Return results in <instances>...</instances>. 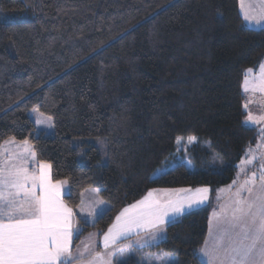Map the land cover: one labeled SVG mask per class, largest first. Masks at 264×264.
I'll return each instance as SVG.
<instances>
[{"label": "trees", "instance_id": "trees-1", "mask_svg": "<svg viewBox=\"0 0 264 264\" xmlns=\"http://www.w3.org/2000/svg\"><path fill=\"white\" fill-rule=\"evenodd\" d=\"M263 60L264 27L245 23L240 0H0V146L28 141L53 181H68L73 210L89 188L108 202L94 224L81 220L73 247L149 190L207 186L209 205L145 249L204 264L217 190L262 135L245 123L243 81ZM32 109L53 119V133ZM190 136L196 143L178 147ZM185 152L196 170L154 176ZM138 255L122 264H143Z\"/></svg>", "mask_w": 264, "mask_h": 264}, {"label": "snow or ice", "instance_id": "snow-or-ice-1", "mask_svg": "<svg viewBox=\"0 0 264 264\" xmlns=\"http://www.w3.org/2000/svg\"><path fill=\"white\" fill-rule=\"evenodd\" d=\"M246 20L252 19L245 16ZM244 89L248 91L247 75ZM260 82L264 84V64L259 66ZM248 107L247 104L244 105ZM51 118H49L50 121ZM259 119H264L261 117ZM248 114L246 124L259 122ZM49 126H51L49 124ZM190 141L194 138H189ZM28 145V141L23 142ZM103 146V141L100 142ZM29 156L35 153L26 148ZM257 160L252 156L247 163ZM264 161V154L259 157ZM260 171V190L253 196L256 172L244 181L237 191L234 207L222 209L225 226L218 229V234L211 247L202 249L207 258L205 264H264V162L257 165ZM68 181H56L51 178V165L38 162L35 173L30 172L23 161L6 166L0 163V264H107L100 252L93 254L87 246L83 252H72L73 228L76 223L73 209L63 201L62 185ZM205 195L189 202L203 203L207 199V188L198 190ZM247 191L250 199H241L240 193ZM66 194L71 196V189ZM185 210L182 202L141 200L125 208L116 217V223L103 234L104 248L118 241L127 240L132 235L145 232H162V225L175 222L174 218ZM83 211V209H81ZM89 215H95L89 213ZM213 215H216L214 213ZM84 224L89 223L88 216H81ZM94 224L95 221H92ZM82 229L77 228V235ZM152 232L151 239H155ZM141 244L140 240L135 241ZM147 243V241H145ZM87 253V257L85 256ZM111 255V253H109ZM164 264H171L165 260Z\"/></svg>", "mask_w": 264, "mask_h": 264}, {"label": "crops", "instance_id": "crops-1", "mask_svg": "<svg viewBox=\"0 0 264 264\" xmlns=\"http://www.w3.org/2000/svg\"><path fill=\"white\" fill-rule=\"evenodd\" d=\"M256 8H259V6H257ZM249 13L255 17L257 16L256 11H253V13H251V11H250ZM242 15H243V13H242ZM253 16H251L250 18H254ZM243 18H244V16H243ZM257 18H259V17H257ZM254 19H256V18H254ZM247 25H249V24L247 23ZM249 26L253 27V28H262V27H264V21H262V25L260 27H256L253 25H249ZM261 64H264V60ZM252 70H253L252 73L247 75V80H248V91L247 92L244 89L246 76H245L244 81H243V91L245 92V94L247 95V98H248V114L251 113V115L253 117L263 116V114H264V84H262L260 82L259 68L257 70H254V69H252ZM261 123L264 124V119H261L259 124H261ZM248 125L256 126L257 123L256 124L248 123ZM256 127H258V125ZM262 129H264V127H262ZM262 135L261 136H262V139L264 142V131H262ZM259 144H260V142H257L255 145L250 146L247 149L246 154L251 153L254 150H256L257 145H259ZM15 148H17L20 151L19 153H24L23 151H21L19 149V146L15 145ZM28 158L29 159H26L23 162L28 167V169H35V170H32V172L35 173L37 171L36 170L37 168H35L34 165L36 164L35 160L37 161V159H34V158L32 159V157H28ZM261 162H264V161H260L258 158L256 161L253 162V166L249 167L248 170L241 171L239 169L236 179L231 184L226 185V186H222L217 190L215 207L211 212V216H210V220H209L208 234H207V238H206L208 247H211L214 238L218 234V229H222L225 226L224 217L222 215H220L222 209L231 208V207L235 206L233 202L237 199L236 193L241 188V186L244 185V181L248 180L251 177L252 172L257 173L255 184L252 185L253 196H255V194L259 192V190H260V180H259L260 171H259L257 165ZM32 165H33V168H32ZM51 169H52V167H51ZM51 178H52V173H51ZM52 181H53V179H52ZM53 183H55V181H53ZM66 188H67V190L69 189L68 183H67L66 187H62V190L64 193L67 191ZM160 192H164V191H160ZM166 194L167 193L160 194V199H163L166 196ZM64 196H63V198H64ZM240 198L241 199H250L247 191H242L240 193ZM63 201H64V199H63ZM207 205H209V202H206L205 205L204 204L197 205L195 208L189 210V212H186V214H189L191 212L199 210V209H201ZM79 207L76 210H73V212L76 214L75 215L76 223L74 224L73 236H72V252L74 255L77 252H83L84 248L87 246L89 252H92L93 254H95L96 252H100L102 255H104L105 261L107 262V264L126 263L129 257H133L138 253L149 254L148 256H152V258L154 256L163 257V258H166L167 261H170L171 264L175 261V259L172 255H170L171 256L170 257L169 255H166L167 253H164L161 250H156V251L145 250L147 247L154 245V244H157L165 238L166 226L169 224V222H166L164 225L161 226L163 229L162 232H157L156 230H152V232H155V235H156V238L154 240L151 239L152 232H142V233H140L139 236L132 235L127 240L118 241L114 245L110 244L109 247L107 249H105L104 248V241H103V234L104 233L101 234L98 231L94 230V231L87 233L85 236H83V238L80 240L79 244L76 247H73L74 239L77 236L76 229L77 228L82 229L81 216H83V215L81 213H79V211H78ZM108 208H109V204L106 206V209L102 213H104ZM214 213H216V215H213ZM186 214H179L178 216H175L174 221L180 219L181 217L185 216ZM93 220L89 219V223L92 224ZM96 220H97V218H96ZM110 228H111V226L109 227V229ZM108 230L106 232H108ZM137 240H140L141 244H139V245L136 244L135 241H137ZM145 241H147V243H145ZM205 247H206V244L204 243L202 249H204ZM109 253H111V255H109ZM85 256L87 257V253H85ZM200 258L205 264L207 258L203 255L202 251L200 252ZM140 260L143 261V259H140ZM147 260H151V258L149 257V259H147ZM84 264H87L86 260H85ZM143 264H148V263L143 262Z\"/></svg>", "mask_w": 264, "mask_h": 264}, {"label": "rangeland", "instance_id": "rangeland-1", "mask_svg": "<svg viewBox=\"0 0 264 264\" xmlns=\"http://www.w3.org/2000/svg\"><path fill=\"white\" fill-rule=\"evenodd\" d=\"M240 6H241L240 9L243 13L244 19H245V16H248V17L253 16L249 13L250 11H251V13H253V11L257 12V16L256 17L253 16L256 19H254V18L249 19V20L245 19L246 24L248 23L249 25H253L256 27H260L262 25V21H264V0H240ZM257 6H259V8H256ZM257 17H259L260 19ZM30 116L34 120V122L36 123L39 130L44 131L48 134H51L54 132V122L50 116L44 114L43 112H41L38 109H32L30 111ZM263 116H264V114H263ZM263 116H255V118L259 119ZM49 118H51L50 121H49ZM246 120H247V118H246ZM260 121H261V119H259V122ZM259 122L257 123L258 128L264 127V124H262V123L259 124ZM49 124L51 126H49ZM262 131H264V129H262ZM262 136H260V138L258 140V142H260V144L257 145V149L251 153L246 154L245 157L243 158L242 162L239 164V169L241 171H246V170H248L249 167L253 166V163L252 164L247 163V161L252 156H256L258 159L261 156V154H264V142H263ZM189 138H194V139H192L190 141ZM196 141H197V138L194 136L179 137V139L177 141V145H178V147H181V148L187 150L189 148V146H192L194 143H196ZM15 145L19 146V149L21 151H23L24 153H19L20 151L17 148H15ZM26 148H30V151L34 152L32 146L30 145L29 142H28V145H25L23 142H17L14 140H9V141L3 143L0 146V163H5L6 166H10L11 164H17L21 161L29 159L28 157H30V156H29L28 151L25 150ZM34 159H37L36 154H35ZM105 160H106L105 152L103 151V160H102L101 164H104ZM35 162H36V164L34 166H35V168L38 169V165H37L38 161L35 160ZM181 163H187L188 167L192 171L196 170L195 164L190 159L187 152H185L184 154L179 153L177 155H174L169 160H167L157 170V172L154 174V176L155 177L159 176V175L169 171L170 169H172L173 167H175ZM32 168H33V165H32ZM29 170H30V172H32V170H35V169H29ZM51 173H52V169H51ZM66 185L67 184H64V185H62V187H66ZM204 188L209 189L207 186H202V187H197V188H184V187H182V188L152 189V190H149L140 200H138V201H136L130 205L136 204L137 202H139L141 200L160 201L162 203L165 201L171 200V201H176V202H182L184 204L185 210L180 214H186V212H189V210L195 208L197 205H200V204L205 205L206 202H210L211 195H210V191H209L206 194L207 199L204 200L203 203H200V204L193 203L191 209H189L187 207L189 202H192L193 200H198L205 195L204 193H201L198 191V190L204 189ZM66 190H67V188H66ZM160 191H164V192H160ZM66 192L64 195H66ZM165 193H167L166 196L163 199H160V194H165ZM107 205H108V202L99 195L98 191L95 188H89L82 193V200H81V204L79 205L80 207H79L78 211L83 216H88V219H90V220L94 219L93 221H95L96 218H98V216L106 209ZM130 205L124 207L118 213L117 216H119L120 213L125 208L129 207ZM81 209H83V211H81ZM90 212L94 213L95 215H89ZM176 216H178V215H176ZM116 222L117 221L115 218L111 227ZM139 231H140V233L145 232L143 230H139ZM164 253H167V252H164ZM148 255L149 254H146V253H139L138 256L143 259V262L148 263V264H164V261L166 260V258H163V257L154 256L152 258V256H148ZM166 255L170 256V254H168V253ZM149 257L151 258V260H147V259H149Z\"/></svg>", "mask_w": 264, "mask_h": 264}]
</instances>
